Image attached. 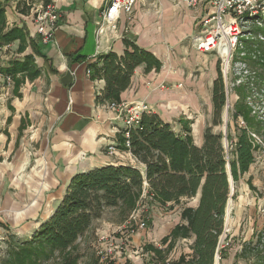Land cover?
Segmentation results:
<instances>
[{
    "label": "crops",
    "instance_id": "crops-1",
    "mask_svg": "<svg viewBox=\"0 0 264 264\" xmlns=\"http://www.w3.org/2000/svg\"><path fill=\"white\" fill-rule=\"evenodd\" d=\"M159 1L161 6H165V11L166 7L174 3L176 13L170 11L168 14L183 22L185 17L181 10L186 8V4L182 0ZM159 1L137 3L132 17L123 13L118 22V38H98L100 12L105 0H52L50 4L60 14V20L54 39L47 45L41 44L36 36L32 13L26 16L17 11L11 14L6 12L8 26H26L30 36L40 45L42 54H35V62L42 70L41 76L34 81L26 80L20 87L19 96L14 93L15 83L7 86L6 95H9V99L0 107L4 113V120L0 122V170L9 175L0 178V182H3L0 185V222L6 223L17 234H34L53 214L70 180L77 173L106 165H129L144 171V165L125 152L124 145L121 146L120 140L123 138L120 130L123 123L108 108V102L99 104L96 101L105 87L101 76L103 64L98 57L110 51L122 55L126 49L124 38L153 53L161 60L163 67L160 71L150 72L145 71L144 65L137 67L130 86L121 95L122 101L147 103L153 109V114L171 124L181 134H185L182 125H188L191 129L189 135L195 145H203L207 122L205 117L194 120V116L201 115L202 105L208 109L212 105L211 97L205 98V94H209V88L215 80L219 59L216 54V59H212L213 53L203 54L193 48L199 57H205L206 60L210 57L208 62H212V67L209 68L210 73H202L197 80L188 74L183 34L173 39L174 44L170 43L169 38L158 34V15L147 12L150 7L158 8ZM12 8L16 9V6ZM193 10L189 36L191 47L199 32L198 22L209 10V5L202 3ZM175 46L180 50H174ZM26 54L34 53L28 48ZM91 64H96L97 69L88 74ZM162 84L172 88L161 90L159 86ZM179 85L181 87H177ZM111 144L118 146L116 156L108 154ZM20 175L25 176L21 181ZM199 197L189 204L197 206ZM99 221L101 219L94 224ZM180 221L178 213L170 226L165 230L160 229L157 238L150 233L145 235V231H138L132 236L128 251L115 252L110 260L116 264H125L127 261L131 264H147L154 259L155 253L146 251L144 246L153 244L158 247L155 242L169 235ZM193 240L178 241L166 260L173 262L183 253L190 254ZM118 242L116 239L115 243ZM104 245L108 246L107 243ZM164 247L161 245L159 248ZM137 250H142V254L137 256ZM237 253L230 252L222 262L215 260L214 264H234ZM237 264L244 263L239 260Z\"/></svg>",
    "mask_w": 264,
    "mask_h": 264
},
{
    "label": "trees",
    "instance_id": "trees-1",
    "mask_svg": "<svg viewBox=\"0 0 264 264\" xmlns=\"http://www.w3.org/2000/svg\"><path fill=\"white\" fill-rule=\"evenodd\" d=\"M44 6L52 0H41ZM6 0H0V45L18 43L15 58L0 71L13 78L14 93L20 95V87L41 76L42 70L35 62V54L41 56L40 45L30 36L26 26H8ZM20 13L30 15V8ZM35 17V13H32ZM254 35H264V29L257 28ZM37 38V37H36ZM248 41V40H247ZM126 47L122 55L108 52L98 57L102 62L101 76L104 90L98 94L99 104L122 102L121 95L131 84V77L137 67L144 65L145 71H160L163 63L153 53L124 38ZM31 48L34 54H26ZM261 66L264 68V49ZM96 64L89 65L92 73ZM217 78L212 92V124L203 133V145H195L189 135L191 129L183 124L185 134L176 132L172 125L153 113L144 114L142 129L131 133L130 152L144 165V171L129 165H106L87 172L77 173L70 180L66 192L53 214L34 232L28 242L12 243L5 264H41L57 253L63 256L60 264H78L77 245L89 232L94 222L102 218L107 209H119L127 215L137 209L144 183L154 203L162 208L182 204L181 221L162 238L161 245L144 246L153 251L160 261L166 260L178 241L194 239L190 254H181L171 264H214L220 237L224 232L225 216L231 193L230 176L235 184L247 174L255 163L256 152L261 145L252 134L261 132L263 121L254 114L248 99L253 87L247 82L234 86L238 100L234 105L231 120L236 123V142L232 159L227 158L222 133L214 127L222 124V115L227 102L224 77L217 64ZM10 118L8 122H10ZM239 120L246 127L239 126ZM228 129L230 125L228 124ZM228 140H232L230 133ZM121 146L123 140L121 139ZM124 147V146H123ZM230 167V174L227 167ZM198 195L197 206L182 203ZM137 204V206H136ZM132 211V212H133ZM247 264H264V228L245 242L236 256ZM107 264H116L110 260ZM125 264H131L127 261Z\"/></svg>",
    "mask_w": 264,
    "mask_h": 264
},
{
    "label": "rangeland",
    "instance_id": "rangeland-1",
    "mask_svg": "<svg viewBox=\"0 0 264 264\" xmlns=\"http://www.w3.org/2000/svg\"><path fill=\"white\" fill-rule=\"evenodd\" d=\"M40 2L41 0H6L7 7H9L7 12L11 14L16 11L21 12L25 8H30V13H35V8L40 5ZM171 4L166 7L169 11L167 9L165 11V6H161V1H159L158 8L150 7L147 12L149 14L155 12L158 15V29H160L158 30V34H162L164 38H169L170 43L174 44L173 39L175 37L177 38L180 33L183 34L184 40L182 44L187 51L184 57L187 58L185 62L188 66V74L193 75V78L197 80L202 73L207 74L209 72L210 66L212 67V62L210 64L208 60H211V58L207 57L208 60H206L205 57L196 55L193 47H191V42L189 43L192 28L191 15L193 16L194 10L185 6L186 8L181 10L184 12L185 17L183 22H181L179 19H175L172 14H168L170 11H174L175 13L177 11L174 8V3ZM13 6H16V9H13ZM152 22L153 20L150 21V24ZM181 23H183V26H181ZM254 30H257V28L250 26L243 31L242 45L239 47L238 55L230 60L227 69L223 62L220 60L217 61L220 64L225 81L227 102L222 115V124L215 126L214 131L223 134V143L228 159H232L233 157L232 152L234 150V142H236V123L231 120L234 105L238 100L234 86L239 85L240 82H247V79L249 80L250 85L253 87V95L250 96L248 102L253 108L254 114L264 122V68L261 66V51L264 49V40L260 39L261 34H252ZM17 49V43H13L9 50L0 55V68H5L11 60L22 57V55L17 53ZM173 49L176 51L180 50L177 46L173 47ZM214 54H211L212 59H216ZM2 82L0 80V107L2 103L6 104L9 99V95H6L7 85ZM165 86V90L172 88L166 84ZM212 92L213 84L209 88V94H205V98L210 96L212 99ZM212 111V105L209 109L206 105H202L201 115L197 114L194 116V120L199 117H205L207 125H211ZM3 120L4 113L0 110V122H3ZM238 123L239 126L246 127V123L241 120ZM228 124L231 129H228ZM175 131L179 132L178 130ZM228 133H230L232 140H228ZM252 135L261 145V148L256 152L255 163L239 183L235 184L234 182H230L231 193L226 208L224 232L220 238L224 242L227 241L229 245L221 251V259L217 262H222L230 252L241 251L244 243L250 241L252 238L255 241L257 234L264 228V123L261 132ZM5 176L9 175H6L4 170H0V178L3 179ZM23 177L25 176L20 177V181L23 180ZM1 184L3 182H0ZM142 195L139 202H137L138 206L136 204L137 218L133 222H129V220L134 209L127 215L121 213L119 209H107L104 212L101 221L96 222L89 232L79 241L77 251H75L79 256L78 264H107L110 261V258L113 257L115 252L109 250L108 246L105 247L104 245L101 247L98 242L99 237L106 235L115 240L118 239L119 245H121L120 240L132 235V231L136 234L139 231L138 224L143 221L146 223V227L145 230L141 231H145L144 233L147 236L150 233L157 238L158 234H160V229L165 230L167 226H170L182 210V204L175 205L174 207L169 205L167 208H162L158 204L142 198ZM190 202L192 203L193 199L182 201V203ZM30 236L17 234L6 223L0 222V264H5L9 258L10 247L14 242L12 237L15 238V241L23 243L28 242ZM155 243H157L156 245L158 247L161 246V241L158 242L157 240ZM180 248L183 249L184 246L181 245ZM98 251L103 252L102 256H104V259L98 254ZM62 258L63 256L57 253L50 260L43 261L41 264H60ZM153 258L158 259L156 256ZM241 262L247 264L244 260H241Z\"/></svg>",
    "mask_w": 264,
    "mask_h": 264
},
{
    "label": "built area",
    "instance_id": "built-area-1",
    "mask_svg": "<svg viewBox=\"0 0 264 264\" xmlns=\"http://www.w3.org/2000/svg\"><path fill=\"white\" fill-rule=\"evenodd\" d=\"M146 1L159 0H105L100 12V22L97 29V37L103 36L118 38V22L124 13L130 17L137 3ZM190 9L198 8L202 3L209 5V10L203 15L198 22V35L193 40V48L200 53H215L218 59L227 66L231 59L238 55L239 47L242 45L243 31L250 26L256 28H264V0H182ZM34 22L36 24V36L39 37L41 44L47 45L53 39L57 30L60 14L56 11L53 4L44 6L43 2L35 8ZM262 35V34H261ZM264 40V35L260 36ZM13 43L0 45V55L9 50ZM90 74V70L87 71ZM0 80L8 87L12 86L14 81L9 75L0 71ZM181 87V85L177 86ZM161 90H165V84L159 86ZM108 108L116 113V118L123 123L120 130L123 138L125 152L130 154L131 133L135 130L142 129V118L144 114L152 113L153 109L145 102H111ZM108 154L116 156L118 154V146L111 144L108 147ZM142 198L153 201L152 195L149 193L147 183H144V191ZM137 218L136 210L130 216L129 222L135 221ZM146 223L140 222L138 230H145ZM135 234L121 239V245L115 243L114 238L109 236L99 237L101 247L108 244L109 250L114 252L126 253L131 244V238ZM221 238V237H220ZM228 242L223 239L219 240L215 259H221V251L228 246ZM140 251V250H139ZM138 250L136 255L142 254ZM103 252L98 251L102 256ZM152 255V254H151ZM153 256V255H152ZM104 259V256H102ZM170 260L160 261L152 259L147 264H171Z\"/></svg>",
    "mask_w": 264,
    "mask_h": 264
},
{
    "label": "water",
    "instance_id": "water-1",
    "mask_svg": "<svg viewBox=\"0 0 264 264\" xmlns=\"http://www.w3.org/2000/svg\"><path fill=\"white\" fill-rule=\"evenodd\" d=\"M227 169H228V172H229V174H230V167L228 166ZM230 182H233V179H232L231 176H230Z\"/></svg>",
    "mask_w": 264,
    "mask_h": 264
}]
</instances>
